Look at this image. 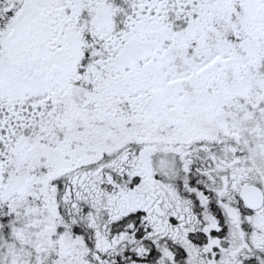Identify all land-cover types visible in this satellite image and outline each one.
Masks as SVG:
<instances>
[{
	"label": "snow or ice",
	"instance_id": "6c2138e0",
	"mask_svg": "<svg viewBox=\"0 0 264 264\" xmlns=\"http://www.w3.org/2000/svg\"><path fill=\"white\" fill-rule=\"evenodd\" d=\"M0 264H264V0H0Z\"/></svg>",
	"mask_w": 264,
	"mask_h": 264
}]
</instances>
